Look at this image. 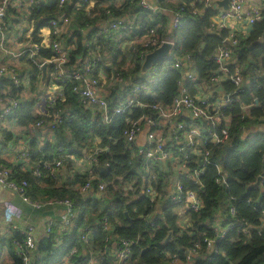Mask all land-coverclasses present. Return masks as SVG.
Masks as SVG:
<instances>
[{
  "label": "trees",
  "instance_id": "16d2710c",
  "mask_svg": "<svg viewBox=\"0 0 264 264\" xmlns=\"http://www.w3.org/2000/svg\"><path fill=\"white\" fill-rule=\"evenodd\" d=\"M139 1L122 0L119 7L116 6V1H110L107 9H110L114 16L120 17L128 13L136 15L139 29L132 32L133 36L156 28L162 37L174 38L175 49H181L191 56V71L197 77L196 80L188 79L186 86L192 94L199 93L200 87L209 83L211 76L218 69L214 57L216 51L220 47L230 46L228 41L230 30L217 29L213 23L219 9L206 8L200 0H177L176 3L169 4V9L180 13L181 24L177 30L168 31L167 14H164V11L155 13L140 8ZM107 9L98 8L99 15L96 17L87 12H79L76 15L72 29L78 37L76 44L78 50L72 51L69 66H81L86 52L83 38L96 37L98 43L104 46L106 51L96 64L94 74L97 75L102 70L107 72L104 88L107 89L111 115L109 122L104 120L97 106L88 105L75 91L78 83L74 80L61 83L46 116L37 112L36 96L28 100L17 97L23 89L20 76V85H17L11 76L1 81V83L5 81V85L11 88V96L19 101L18 108L10 116L17 119L20 126H31L41 119L53 121L56 114L60 116L52 129L50 142L41 145L40 149L35 148L36 142L32 143L33 149L30 151L32 169L21 170L9 162L0 161V165L13 169L14 177L18 181L23 179L29 181L27 194L32 201L35 200L34 196L38 202L56 199L70 200L75 204L77 213L76 219L74 217L75 223L67 232L61 233L58 225L67 216V208L65 204L59 203L58 206L64 208V216L61 221L53 220L55 226L51 236L39 242L41 260L45 264H63L64 258L76 248L77 251L71 256V261L74 264H87L89 258L80 256L85 251L83 249L93 250L99 255L104 253L109 244L106 241L107 232L101 230L100 224L95 225V222L106 216L113 225V233L134 242L132 261L127 264H174L170 261L172 255L185 259L187 251L196 244L201 246V255L193 264H264V234L259 236L256 228L264 211V132L250 130L245 134L247 127L260 128L264 117V13L263 18L253 24L248 35L239 38L238 45L233 47V59L236 63L229 67L231 72L236 65L242 67L241 87L236 88L230 80L221 83L224 94L231 98V102L223 107L224 112L231 116L228 141L213 147L211 163L206 164L200 176V187L188 177H181L184 190H198L203 202L202 208L198 211L185 209L187 222L182 226L180 221L183 216V203L165 199L160 214L155 213L157 201L145 191L147 185L142 183L140 177L146 166L145 156L139 152L136 144H128L123 135L128 120L144 115L155 118L157 113L152 108L142 106L131 107L119 114L114 113L115 108L126 99L124 97L126 91L120 83L113 86L111 80L113 76L120 75L125 80H130L132 84H143L152 78L153 82L149 84L151 92H140L136 98L143 103L168 104L177 93L183 70L167 67L164 61L173 63L174 60L170 57L144 71L140 56H131L122 50L121 41L117 36L109 40L100 34L96 26L102 19L107 18ZM195 9L202 12L194 13ZM44 54L50 56L49 51ZM28 61L34 72L32 79L29 80L34 91L38 88L35 87L37 82L43 84L45 81V85L52 83L51 72L46 79L41 80L43 71L31 59ZM214 97H219V93L216 92ZM248 106L250 108L245 110ZM2 142L3 135L0 144ZM95 143L103 150L98 155V163L94 164L92 169H88L99 177L92 181L95 188L99 181L107 184V195L105 198H90L93 203L85 199L77 188L85 184L91 175L88 170L85 172L77 170L71 158L72 156L82 158L83 151ZM206 145L210 144L207 142ZM171 148L176 154H183L178 147ZM60 158L64 162L57 168L55 163ZM194 158V156L189 158V166L192 169L199 167ZM217 165H221L226 175L227 182L224 184L217 182L220 176ZM64 168H69L71 174L75 175V182L71 184L73 187L55 185L54 179L58 177V170ZM34 169H39L41 175H35ZM260 177L262 178L258 183ZM37 179L46 184L44 193L39 195L33 194L34 182ZM75 183L78 184L76 187ZM166 183L167 176L159 172L158 178L152 184L157 192L164 194ZM231 207L235 208V215L231 214ZM218 219L227 231L222 239L215 242L218 251L209 252L205 239L215 238V225ZM247 225L254 226L249 235L242 233ZM95 227L97 229L93 230ZM89 232L90 241L84 243L82 235ZM19 235L18 232H14L8 239L13 253L12 264H23L13 247V239ZM111 258L114 261L113 257Z\"/></svg>",
  "mask_w": 264,
  "mask_h": 264
},
{
  "label": "built area",
  "instance_id": "2783aa9c",
  "mask_svg": "<svg viewBox=\"0 0 264 264\" xmlns=\"http://www.w3.org/2000/svg\"><path fill=\"white\" fill-rule=\"evenodd\" d=\"M110 1H116V6H121L122 0H0V48L1 50L13 58H27L43 71L44 65H47L46 75L49 72L51 82L56 83L58 90L61 83L67 80H74L78 83L75 91L88 104L97 106L104 116L106 122L110 121L109 102L106 95L104 74L95 75L94 69L96 64L102 59L106 49L100 45L94 38H83V47L86 51L81 66L70 67L69 62L73 50L77 51L78 37L73 33L72 25L75 17L79 12H87L89 15L96 17L99 15L98 8L107 9ZM206 8L215 7L219 9L218 14L214 17L213 23L217 29H229L228 41L230 46L220 47L214 57L218 63V69L211 76L209 83L200 87V92L192 94L187 86L186 81L196 80V75L191 71V56L183 50H176V40L171 36L162 37L158 29L150 28L141 35L133 36L132 32L139 29L136 15L125 14L123 16H114L110 9H107L106 19H102L98 24L100 34L106 39H117L121 41L120 48L131 56H140L145 60L148 53L160 47L164 42L173 43L171 50V58L173 63L165 62L167 67L181 68L182 78L178 83L177 93L171 103H143L138 100L137 94L140 92H151L149 84L153 82L150 78L147 83L132 84L130 80H125L123 76L116 75L112 77L111 84H122L126 91L123 103L115 108L114 113H122L126 109L135 106L149 107L156 111L157 116H141L137 119L128 120L127 126L123 132L124 138L128 144H136V141L142 132L147 128L146 144L138 146L139 152L145 156L146 166L141 172L142 183L146 186V192L153 200L157 201V214H160L162 203L166 200L172 202L183 203L182 215H185V209H193L198 211L202 208L203 202L198 190H184L181 177H188L196 185L201 186L200 176L205 170L207 163H211L210 156L214 146L223 144L229 139V130L231 127V116L227 115L223 107L231 102V98L224 94L221 83L230 80L236 88H240L243 83L242 67L236 65L231 72L230 65L236 63L233 59V47L238 45L239 38L247 36L254 23L263 18L264 0H229L228 7L219 5L222 0H200ZM117 3H119L117 5ZM172 0H140L139 7L155 13L162 12ZM71 6V7H70ZM47 8V9H46ZM171 18V29L175 31L181 24V15L179 12L173 11ZM200 9H195L194 13H201ZM10 16V17H9ZM9 17V18H8ZM21 19V20H17ZM12 22H15L12 24ZM240 24V25H239ZM12 25L10 28L9 26ZM19 27L21 39L26 36L22 49L17 51L10 46L8 42V34ZM21 27V28H20ZM241 27V30H238ZM90 27L89 30H91ZM27 31L29 35H26ZM26 43V44H25ZM145 49V50H142ZM49 51L50 56H45V52ZM168 61V60H166ZM52 69V70H51ZM10 73L11 77L17 85H20V78L17 75L15 66L10 63L2 62L0 59V76ZM103 75V76H102ZM43 78V74L41 79ZM44 80V79H43ZM101 81H103L101 83ZM46 84L51 85L53 84ZM131 87V88H130ZM50 96L45 104L43 115H48V109L54 103L55 96L58 92ZM237 90V89H236ZM219 93V97L215 98L214 94ZM3 108L0 110V141L2 140L3 131L7 118L18 108L19 101L17 99L4 97ZM246 107L245 110L249 109ZM60 119L56 114L53 121L41 119L31 124V132L37 134L42 146L52 140V129L55 123ZM261 128L264 127V117ZM245 134H247V129ZM210 145L207 146L206 143ZM172 143V146H170ZM171 147H178L183 154H176ZM103 149L100 147H91L83 151L82 162L86 163L92 169L94 164L98 163V155ZM194 156L199 167L192 169L189 164ZM203 156V160L201 159ZM31 159L30 148L20 146L15 154V163L21 170L28 169V163ZM76 165V157L72 158ZM202 161V164H201ZM63 159L56 161L55 167L63 165ZM264 164V155H263ZM219 177L217 182L224 184L227 182L225 173L222 171L221 165H217ZM79 170V169H77ZM85 184L77 186L83 195H89L92 198H105L107 184L105 182H97V187L93 186L92 181L99 179L94 172ZM85 172V170H79ZM164 173L167 176L166 192L160 194L153 188V181L158 178V174ZM34 174L41 175L39 169H34ZM172 175L176 177L173 185L169 182ZM260 177V181H261ZM260 181L258 183H260ZM0 184L8 187L18 194L25 202L33 205V207L58 206L63 203L67 208V216L58 225L61 233L67 232L74 225V217L76 219L75 204L70 201H59L56 199L43 202L32 201L27 194L29 181L23 179L18 181L14 177L13 169L8 166L0 165ZM175 186V189H171ZM95 194H98L96 196ZM231 214L235 215V208L231 207ZM22 214V210L14 204L6 206L3 210V216L0 218V237L7 231H15L18 225L15 224V218ZM187 220V218H186ZM55 221L51 220L46 225L44 238L50 237ZM101 226V230L107 232L106 241L109 242L104 254L113 257V264L131 263L133 256L134 242L130 239L120 237L113 233V225L106 217H102L95 225ZM253 225H247L243 228L242 233L249 235ZM259 236L264 234V211L260 224L256 226ZM34 227L28 225L20 231V235L13 239V247L15 253L21 258L23 264H39L41 253L39 251V242L34 234ZM97 228H93L96 230ZM227 228L222 224L215 225V238H206L209 252L218 251L215 242L222 239L226 234ZM85 243L90 241L89 233L82 235ZM77 251L73 248L67 255L63 264H74L71 256ZM201 255V246L196 244L186 253L185 259H181L177 255H172V263L174 264H193ZM112 259V258H111ZM79 264V263H76ZM83 264V263H81ZM87 264H93L92 259H88Z\"/></svg>",
  "mask_w": 264,
  "mask_h": 264
},
{
  "label": "crops",
  "instance_id": "0c3cea01",
  "mask_svg": "<svg viewBox=\"0 0 264 264\" xmlns=\"http://www.w3.org/2000/svg\"><path fill=\"white\" fill-rule=\"evenodd\" d=\"M174 3L177 2V0H172ZM119 3H117L118 5ZM172 4V3H169ZM169 4L164 9V14H167L168 18V31H171V18H172V12L169 9ZM240 25V24H239ZM21 28V27H20ZM241 30V27L238 29ZM25 32V31H24ZM27 35V31L25 32ZM21 32H19V27L14 29L10 34H8V42L10 46L13 47V49L19 51L22 49V46L24 44L25 39H29L26 36L21 39ZM26 44V43H25ZM0 59L2 62L10 63L13 66H15L17 75L20 76L22 80L23 89L18 93L17 97L24 100H28L31 97H37L38 101L36 103V110L38 113L43 114V110L45 107V104L48 100V98L56 93V90H58V86H54L56 83H52L51 85H45L39 84V89L33 90V86L31 85L30 81L26 80L29 79V76L31 75V65L27 58H13L9 56L8 54L4 53L0 48ZM129 65V64H128ZM48 70V68H47ZM100 73L104 74V76L107 77L106 71H100ZM10 73H6L5 75L0 76V110L3 108V101L4 97L8 95V97L13 98L11 96V88L5 85V81L1 83L2 80H6L10 78ZM33 76V75H32ZM103 76V75H102ZM32 79V77H31ZM106 79V78H105ZM109 80V79H108ZM103 85L105 83H102ZM36 87V86H35ZM40 92V93H38ZM16 97V98H17ZM259 130H262L264 132V127L259 128L256 127ZM146 137H147V128L145 127L142 132L140 133L137 141L136 146H142L146 144ZM38 141V143H37ZM36 142L35 148L40 149L41 143L39 136L37 134H33L31 132L30 126L23 127L20 126L17 119L11 118L9 116L5 123L4 128V134H3V142L0 144V161L9 162L14 167H18L15 164V154L17 149L20 146H26L30 148V151L32 152L33 146L32 143ZM97 147V144L95 143L93 146ZM76 165L75 168L79 170H85L90 167L86 161L82 160L79 157H76ZM32 164L28 163V168L32 169L30 166ZM34 165V163H33ZM26 172V171H22ZM58 177L55 180L56 186H63L67 187L68 185L72 186L71 184L75 182V175L71 174L69 168H64L63 170L59 169L57 172ZM176 180V177L172 175V178L169 180V182L173 185V182ZM78 184L75 183L76 187ZM73 187V186H72ZM69 188V187H68ZM46 189V184L41 181L40 179H37L34 182V188H33V194L39 195L42 194V192ZM171 189H175V186H172ZM44 193V192H43ZM92 193V192H91ZM83 195L85 199L88 201H91L90 195ZM98 196V194H95ZM33 199L37 200L33 196ZM33 200V201H35ZM93 202V201H91ZM94 203V202H93ZM14 204L18 206L19 209L22 210V214L19 215V217L15 218L14 222L16 225H18V229L14 232L20 233L23 228L27 227L28 225H32L34 229V234L36 238L38 239V242L41 241L44 237V232L46 225H48L50 220H57L61 221L64 216V208L60 206H44V207H33V205H30L29 203L25 202L18 194H16L13 190L9 189L6 186H3L0 184V218L3 216V210L6 208V206ZM187 222L185 215L182 216V219L180 223L182 226ZM217 224H220L219 219L216 221ZM13 231H7L0 237V264H12L13 263V253L11 252V248L8 243V239L12 234ZM83 251L80 256L83 258H90L93 260V264H113V261L111 257L107 256L106 254H98L95 253L93 250H87L83 249ZM89 251V252H88Z\"/></svg>",
  "mask_w": 264,
  "mask_h": 264
},
{
  "label": "water",
  "instance_id": "95a60500",
  "mask_svg": "<svg viewBox=\"0 0 264 264\" xmlns=\"http://www.w3.org/2000/svg\"><path fill=\"white\" fill-rule=\"evenodd\" d=\"M228 2L229 0H222L219 1V5L224 6V7H228ZM173 48V43L171 42H164L160 47L154 49L153 51H151L150 53H148L145 57V60L143 62V70L146 71L148 69H150L153 65L157 64L158 62L164 60V59H168L171 57V50ZM46 68L47 65H44L43 67V78L46 75ZM250 130H259L258 128H253L247 129V133L250 132ZM201 159L203 160V156H201ZM202 164V161H201ZM260 181V179L258 180V182Z\"/></svg>",
  "mask_w": 264,
  "mask_h": 264
},
{
  "label": "rangeland",
  "instance_id": "374dc122",
  "mask_svg": "<svg viewBox=\"0 0 264 264\" xmlns=\"http://www.w3.org/2000/svg\"><path fill=\"white\" fill-rule=\"evenodd\" d=\"M10 17V16H9ZM8 17V18H9ZM17 20H21V19H17ZM27 35H29V33H27ZM31 65V64H30ZM31 71H32V73H31V75L29 76V79H26V80H31V77H32V75L34 74V72H33V69H32V66H31ZM46 77L47 76H45L44 78H42L41 80H43V79H46ZM38 80V79H37ZM44 83H45V81H44ZM39 84H40V82H37L36 84H35V86H36V88L37 89H39L40 87H39ZM47 84V83H46ZM135 198H137V196L135 197ZM170 261H171V263H172V259H170ZM39 264H45L42 260H41V258H39V262H38Z\"/></svg>",
  "mask_w": 264,
  "mask_h": 264
},
{
  "label": "clouds",
  "instance_id": "9594fccd",
  "mask_svg": "<svg viewBox=\"0 0 264 264\" xmlns=\"http://www.w3.org/2000/svg\"><path fill=\"white\" fill-rule=\"evenodd\" d=\"M91 235V232H89V236ZM85 243V242H84ZM90 259V258H89Z\"/></svg>",
  "mask_w": 264,
  "mask_h": 264
}]
</instances>
